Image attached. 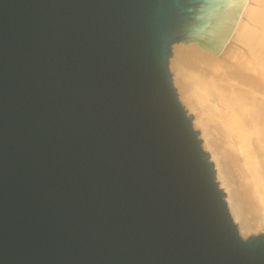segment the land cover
Instances as JSON below:
<instances>
[{
    "label": "water",
    "instance_id": "1",
    "mask_svg": "<svg viewBox=\"0 0 264 264\" xmlns=\"http://www.w3.org/2000/svg\"><path fill=\"white\" fill-rule=\"evenodd\" d=\"M244 2L0 0V264H264L170 70Z\"/></svg>",
    "mask_w": 264,
    "mask_h": 264
},
{
    "label": "bare ground",
    "instance_id": "2",
    "mask_svg": "<svg viewBox=\"0 0 264 264\" xmlns=\"http://www.w3.org/2000/svg\"><path fill=\"white\" fill-rule=\"evenodd\" d=\"M221 41L230 42L221 51L224 58L197 43L176 44L170 66L246 237L264 232V0H245L230 38ZM229 165L239 172L242 194L231 188Z\"/></svg>",
    "mask_w": 264,
    "mask_h": 264
},
{
    "label": "rangeland",
    "instance_id": "3",
    "mask_svg": "<svg viewBox=\"0 0 264 264\" xmlns=\"http://www.w3.org/2000/svg\"><path fill=\"white\" fill-rule=\"evenodd\" d=\"M229 43L230 42H227V44H223V45H220V49H219V51L217 52V54L219 53V55H221V57L220 58H222L223 57V53L221 52L222 50H225V48H227L228 46H230L229 45ZM174 48V47H173ZM222 53V54H221ZM173 57H174V49H173V56H172V58L170 59V65H171V60L173 59ZM224 58V57H223ZM170 70H171V66H170ZM171 72L173 73V71L171 70ZM177 89V88H176ZM178 95H179V93H178ZM180 98V97H179ZM183 104V103H182ZM184 105V104H183ZM185 106V105H184ZM185 108H186V106H185ZM187 109V108H186ZM187 111L189 112V110L187 109ZM189 114H191V115H193L192 113H190L189 112ZM194 114H196V113H194ZM194 117H195V115H193ZM193 125H194V121H193ZM195 127V126H194ZM197 131H200L201 132V129L199 128V129H197V128H195ZM200 138L202 139V137H201V135H200ZM203 140V139H202ZM219 142V141H218ZM220 143V142H219ZM204 147V146H203ZM205 149V148H204ZM206 151V150H205ZM206 152H208L209 154H210V152L209 151H206ZM222 152H223V154L225 155L226 154V152L225 151H223L222 150ZM227 161H229V158L227 159ZM227 169L229 170V177H230V180H231V182H232V184H231V188L233 189V191H235L238 195L239 194H242V191H244V189L242 188V180L240 179V175H239V172H238V170L236 169V168H234L233 167V165H229L228 167H227ZM217 181H218V179H217ZM219 182V181H218ZM233 217V216H232ZM236 223V222H235ZM237 224V223H236ZM238 225V224H237ZM239 226V225H238ZM254 231V230H253ZM251 231L249 234H247L246 235V237H243L244 239H247L249 236H251V235H257V234H259V233H264V232H262V231ZM241 233V232H240ZM249 235V236H248Z\"/></svg>",
    "mask_w": 264,
    "mask_h": 264
}]
</instances>
